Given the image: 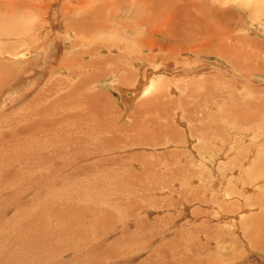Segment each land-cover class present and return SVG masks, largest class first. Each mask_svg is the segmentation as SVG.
I'll use <instances>...</instances> for the list:
<instances>
[{"label":"rangeland","instance_id":"rangeland-1","mask_svg":"<svg viewBox=\"0 0 264 264\" xmlns=\"http://www.w3.org/2000/svg\"><path fill=\"white\" fill-rule=\"evenodd\" d=\"M12 1L0 0V18L9 20ZM92 1L58 0L50 8L41 1L49 13L32 19L18 0L9 26L20 28L29 18L39 33L27 42L28 34L0 39V98L8 96L0 102V264H264L237 237L247 225L229 232L236 244L222 242L234 227L215 214L235 202L222 193L254 194L251 165L264 166V154H255L264 149V19L248 21L258 4ZM190 4L203 20L210 13L205 24L216 19L215 8L226 14L208 38L225 45L224 54L190 56L180 47L188 48L187 41L158 35L173 28L162 20ZM17 42L25 46L14 58ZM8 78L17 91L7 89ZM153 84L164 86L161 97ZM133 87L140 94L124 93ZM234 124L248 130L236 143ZM232 147L244 159L239 167ZM207 224L226 231L220 250L195 228Z\"/></svg>","mask_w":264,"mask_h":264},{"label":"bare ground","instance_id":"bare-ground-1","mask_svg":"<svg viewBox=\"0 0 264 264\" xmlns=\"http://www.w3.org/2000/svg\"><path fill=\"white\" fill-rule=\"evenodd\" d=\"M3 1L4 0H1V2L3 3ZM41 1H46L47 3H46V5H45V7H47V8H50L51 6H53L54 5V3H57L58 2V0H25V2L22 4L26 9H27V13L25 14V17L27 18V16L29 17V18H32V16L33 17H36L35 16V14L36 13H40V12H43L44 11V8L42 7V6H40L38 3L39 2H41ZM87 1V0H86ZM92 1V0H91ZM122 1V0H121ZM125 1V0H124ZM129 1V0H128ZM157 1V0H156ZM237 2H235L234 4L236 5L235 6V8H240L242 5H244V6H248V7H250V5L251 4H253V3H257L258 5L257 6H254L253 8H251L250 9V13L252 14V15H250L249 17H250V19L248 20V21H250L251 22V20L253 21V22H256L258 19H260V18H262V19H264V0H236ZM21 2V1H20ZM71 2V1H70ZM80 2V1H79ZM93 2V1H92ZM117 2H120V1H117ZM117 2H115L116 4H117ZM123 2V1H122ZM133 2V1H132ZM131 2V3H132ZM145 2V1H144ZM172 2V1H171ZM74 3V2H73ZM129 3V2H128ZM135 3V2H134ZM156 3V2H155ZM154 3V4H155ZM71 4V3H70ZM114 4V3H113ZM130 4V3H129ZM158 4V3H157ZM20 5H21V3H20ZM19 5V3H18V0H14V1H12V3H10V6H8L7 7V16H8V21L6 20V19H3V18H0V39H11L12 37H17V36H19V34H21V35H25L26 36V34H28L27 35V39H25L26 41L25 42H27V40L29 39V37H30V39H31V37H32V35L34 34V33H39V30H38V25H36L35 23H30V21H28L29 20V18L28 19H24L23 20V24H25L24 26H22V27H20L19 28V26H18V28H15V26L14 27H11V26H9V24L10 25H14L15 24V22H14V24H13V22H12V20L14 19V13H15V11L14 10H16V7L17 6H20ZM115 5V4H114ZM118 5V4H117ZM123 5V4H122ZM128 5V4H127ZM131 5V4H130ZM135 5V4H134ZM150 5V4H149ZM162 5H164V3H162ZM7 6V5H6ZM165 6H167V4L165 5ZM190 6H191V4L188 6V8L186 9V7L185 8H182L181 6H178L177 7V9H174V12H173V14H174V16H173V14H172V16L170 17V22H165L164 20H162V23L164 24V25H173V28H171V30H165V27H164V30L162 29L161 31L160 30H158V35H160V36H162L163 38L165 37V38H170L171 40L173 39V40H175V41H182V42H185V41H187L186 43H188L187 44V47L188 48H184V47H182L181 45H180V47L183 49L182 51L183 52H185L186 54H190V56H195V53L200 57V55L202 54V52H203V54L205 55V56H209L210 54H211V50L213 51H217L219 54H224V52H225V45L223 46H221L220 48H218V47H215V45L211 42V40L210 39H208L209 37H212V30H211V28H212V26L213 25H215V24H220L221 22H222V20L224 19V17L226 16V14L221 10V9H219V7H218V9H216L215 8V10H214V12H215V14H216V19H213L212 20V25H210V23H207V24H205V20H207V18H208V16H209V14L210 13H208V14H206L205 15V17L206 18H204V20H203V15L202 14H199V13H196L195 11H192L191 9H190ZM225 6V5H224ZM230 6V5H229ZM228 6V7H229ZM23 7V8H24ZM169 7H171V5H169ZM168 7V8H169ZM116 8H117V6H116ZM163 10H164V8L163 7H161ZM262 8H263V10H262ZM161 9V10H162ZM166 9L167 8H165V11L164 12H162L161 11V14L162 13H165V12H167L166 11ZM18 10V9H17ZM149 10H150V8H149ZM169 10V9H168ZM116 11V10H115ZM262 11V12H261ZM47 12V11H46ZM45 11H44V13H46ZM152 12V11H151ZM217 12V13H216ZM47 13H49V12H47ZM172 13V12H171ZM1 14V13H0ZM167 14H168V12H167ZM47 15V14H46ZM1 16V15H0ZM87 16V15H86ZM151 16V15H150ZM46 17V16H45ZM44 16H43V18H45ZM152 17V16H151ZM47 18V17H46ZM103 18H104V16H103ZM102 18V19H103ZM132 18V17H131ZM168 18V17H167ZM171 18H173V23H172V21H171ZM16 19V18H15ZM32 19H34V18H32ZM37 19V18H36ZM88 19V18H87ZM98 19V18H97ZM39 20V19H38ZM47 20V19H46ZM99 20V19H98ZM101 20V19H100ZM107 20V19H106ZM158 20V19H157ZM14 21V20H13ZM20 21H22L21 19H20ZM166 21H168V20H166ZM202 21L204 22V23H202ZM3 22H4V24H3ZM32 22V21H31ZM43 22V21H42ZM139 22V21H138ZM137 22V23H138ZM206 22H209L208 20L206 21ZM9 23V24H8ZM16 23H19V22H16ZM21 23V22H20ZM90 23V25H91V22H89ZM93 23V22H92ZM104 23V22H103ZM140 23V22H139ZM257 23V22H256ZM23 24H20V25H23ZM35 24V25H34ZM159 24H160V21H159ZM203 24V25H202ZM252 24H254V23H252ZM251 24V25H252ZM89 25V26H90ZM93 25V24H92ZM138 25V24H137ZM254 25H256V24H254ZM253 25V27H255ZM16 26H17V24H16ZM40 26V25H39ZM42 26V25H41ZM45 26H47V25H45ZM101 26H103V25H101ZM106 26V25H105ZM141 26V25H140ZM159 26V25H158ZM253 27H250V26H246V29H251V28H253ZM69 28V27H68ZM99 28H100V26H99ZM103 28V27H102ZM112 28V27H111ZM152 28H153V26H152ZM151 28V29H152ZM155 28V27H154ZM159 28V27H158ZM168 28V27H167ZM19 29V30H18ZM111 30V29H110ZM147 30V29H146ZM153 30V29H152ZM38 31V32H37ZM166 31H172V35L170 36L169 34H168V36H166L165 35V32ZM254 31H256V30H254ZM258 31V30H257ZM260 31V30H259ZM19 32V33H18ZM20 32H22V33H20ZM79 32V31H78ZM17 33V34H16ZM154 33V32H153ZM36 35V34H35ZM37 36V35H36ZM189 36H192L193 38H195V43H191L189 40H188V37ZM201 39H200V38ZM19 38V37H18ZM22 38V37H21ZM162 38V39H163ZM15 39V38H14ZM13 40V39H12ZM33 40V39H32ZM35 40V39H34ZM205 40V41H204ZM11 41V40H10ZM23 41H24V39H23ZM43 41V40H42ZM19 42V41H18ZM17 42V43H18ZM14 43V42H13ZM148 43H149V41L148 42H146L145 43V45H148ZM150 44H152L153 45V42L152 41H150ZM3 45V44H2ZM15 45V44H14ZM22 45H24V44H20V43H18V45L16 46V48L14 49V51H16V54L15 53H12V54H14V55H12V57H14V56H16L17 55V53H19V52H23V50H24V48H23V50L21 51V48H22ZM174 45V44H173ZM25 46V45H24ZM144 46V45H143ZM177 46V45H176ZM229 46V45H228ZM11 47V46H10ZM2 48H3V46H2ZM13 48V47H12ZM40 48V47H39ZM6 49V48H5ZM9 49H11V48H9ZM152 49V48H151ZM172 49H173V47H172ZM1 50V49H0ZM2 50H4V49H2ZM8 50V49H7ZM29 50H30V48H29ZM169 51L171 50V49H168ZM6 51V50H5ZM4 51V52H5ZM182 53V52H181ZM2 54V53H1ZM226 54V53H225ZM6 55V54H5ZM20 55H23V54H20ZM184 55V54H183ZM229 56V55H228ZM234 56V55H233ZM17 57V56H16ZM19 57V56H18ZM1 58V57H0ZM15 58V57H14ZM233 58V57H232ZM238 58V57H237ZM23 59H24V57H23ZM75 59L76 58H73L72 59V62H67V65H71L72 63H73V61H75ZM19 60H22V59H19ZM195 60V59H194ZM200 60V59H199ZM227 60H229V59H227ZM234 59H232V61H233ZM0 61H2V59L0 60ZM11 61V60H10ZM16 61H18V59L16 60ZM142 61H144V60H142ZM155 61V60H154ZM166 60H164V62H165ZM231 61V62H232ZM22 62V61H21ZM77 62H78V60H77ZM168 62V61H167ZM209 62V61H208ZM228 62H230V61H228ZM230 62V63H231ZM97 63V62H96ZM219 63V62H218ZM240 63V62H239ZM6 64V63H5ZM19 64V63H18ZM101 65V64H103V62L102 63H98V65ZM163 64V63H162ZM168 64V63H167ZM199 64V63H198ZM197 64V65H198ZM219 64H221V63H219ZM227 64V63H226ZM241 64V63H240ZM247 64V63H246ZM23 65V64H22ZM21 65V66H22ZM98 65H97V67H98ZM104 65V64H103ZM169 65V64H168ZM168 65H166V66H168ZM228 65V64H227ZM0 66H1V62H0ZM220 67H221V65H219ZM218 66V67H219ZM230 66L231 67H235V69L233 68V71H234V74H235V76L237 75L238 76V74L236 73V70H237V66H238V64H237V66L235 65V64H230ZM2 67H3V64H2ZM19 67H20V65H19ZM102 67V66H101ZM196 67V66H195ZM244 67V66H243ZM246 67V66H245ZM245 67H244V69L243 70H245ZM31 68V67H30ZM29 68V69H30ZM102 68H104V67H102ZM222 69L223 68H226V66L225 67H221ZM2 69V68H1ZM4 69V68H3ZM6 69V68H5ZM8 69H10L9 68V66H8ZM21 69V68H20ZM64 70H65V72H66V68H63ZM63 69H59V72H64V70ZM218 69V68H217ZM232 69V68H231ZM230 68H229V70H231ZM247 69V68H246ZM24 70V69H23ZM31 70V69H30ZM227 70V69H226ZM228 70V71H229ZM250 70V69H249ZM249 70H248V73H249ZM3 70H1L0 72H2ZM28 71V70H27ZM233 71H229V72H233ZM5 72V71H4ZM10 72V71H9ZM47 72V71H46ZM228 72V73H229ZM256 72V71H255ZM7 74H8V72H7ZM12 73H10V75H11ZM16 74V73H15ZM25 74V73H24ZM240 74V73H239ZM245 74V73H244ZM247 74V73H246ZM250 74V73H249ZM3 75H4V73H3ZM23 75V74H22ZM22 75H20V76H22ZM233 75V74H232ZM241 75V74H240ZM248 75V74H247ZM6 76V75H5ZM12 76V75H11ZM17 76H18V74H17ZM26 77H27V75H25ZM228 76H229V74H228ZM243 76V75H242ZM10 77V76H9ZM4 78V77H3ZM25 78V77H24ZM240 78V77H239ZM10 78H8V81L7 82H9L8 84H7V89H12L13 87H14V90H16L17 91V88H16V86L17 85H15V82L16 81H13V79L11 80H9ZM21 79V78H20ZM24 81H25V79H23ZM249 80V79H248ZM5 81V80H4ZM245 81V80H244ZM3 83V82H2ZM0 85H1V83H0ZM12 85H14V86H12ZM12 86V87H11ZM153 86L156 88L155 89V92H156V90L158 91L157 92V97H161V96H159V93H160V91L162 90V91H164V86H161V85H158V84H153ZM5 87V86H4ZM11 87V88H10ZM21 87H19L18 89H20ZM2 90V89H1ZM14 90L11 92V93H13L14 92ZM16 91H15V94H16ZM124 93H128V94H130V96H132L133 97V95H134V93L136 92H139V89L137 88V87H133V88H130V90H128V88L127 89H124ZM3 92V91H2ZM10 93V94H11ZM164 93V92H163ZM9 94V95H10ZM14 94V93H13ZM12 94V95H13ZM139 94H140V92H139ZM7 95V94H6ZM5 95V96H6ZM11 95V96H12ZM136 95V94H135ZM10 96V97H11ZM24 96V95H23ZM45 96V95H44ZM139 96V95H138ZM164 96V95H163ZM8 97V96H7ZM7 97H3V98H0V102H6V99H7ZM134 98H135V96H134ZM10 100V99H9ZM9 100H8V102H9ZM11 102H12V100H11ZM1 104V103H0ZM4 105H6V104H4ZM6 107V106H5ZM2 109V108H1ZM0 109V110H1ZM4 109V108H3ZM60 112V111H59ZM45 114V113H44ZM11 116V115H10ZM46 116V115H45ZM12 117V116H11ZM64 118V117H63ZM6 120V119H5ZM4 120V121H5ZM253 121H254V119H253ZM2 122V121H1ZM1 122H0V124H1ZM8 124V123H7ZM4 125V124H3ZM2 126V125H1ZM241 126V125H240ZM252 126V125H251ZM235 128V129H234ZM239 129V130H236V129ZM243 128V127H242ZM245 128V127H244ZM253 128V127H252ZM252 128H251V131H252ZM2 129V128H1ZM241 128L238 126V124H234L233 125V132H234V134L233 135H236L235 137H234V143H236L237 142V139L239 138V134L238 133H242L243 132V134L242 135H245V133H247L246 131H248V130H240ZM5 130V129H4ZM19 130V129H18ZM239 131V132H238ZM237 132V133H236ZM14 134V133H13ZM13 140V139H12ZM203 143H205V142H203ZM204 145V144H203ZM197 146V145H196ZM198 148V147H197ZM205 149H212V147L211 148H209V147H204ZM216 148V147H215ZM214 148V149H215ZM235 149H236V147H232L231 149H230V151L232 152V153H234L235 154V159H234V161H233V163L234 164H236L238 167L240 166V165H243L244 163V159L241 157V154H236V152H235ZM263 149V147H261V150ZM216 150H219V149H216ZM206 151H209V150H206ZM214 151V150H213ZM220 151L222 152L223 151V149H220ZM205 152V151H204ZM260 152V153H259ZM200 152H198V154H199ZM208 153V152H207ZM218 154V153H217ZM256 154V157H257V155L258 156H260L261 154H264V149L262 150V151H260V150H258V152H256L255 153ZM208 155H211V153H208ZM219 155V154H218ZM217 155V156H218ZM225 155H227V154H225ZM253 158V159H255V161H257V158ZM262 160V159H261ZM204 162V161H203ZM202 162V163H203ZM245 166V165H244ZM244 166H241V167H243L244 168ZM254 166V172L251 170V169H249V170H251L252 171V173H254L253 174V178L252 177H250V180H248L247 182H249L251 185H253V191L255 192L254 194H252V195H250V196H246L245 194H243L242 192H236V190L234 189V191H232L231 189V194H223L222 193V195H221V198H224V200L226 201V200H230V199H232V198H234L235 199V202H233L232 204H234V205H237V204H239L240 203V207L237 209V208H235L234 210H233V208H234V206L232 205V204H230L229 206H228V208H227V205H226V208H224V206H223V204H222V206H221V208H224L222 211H219V209H218V213L216 212L215 214L217 215H215L216 217H217V219H219V218H223L224 220L225 219H227L228 220V222H230V223H232L231 225L234 227V230L232 231V230H230V228L229 227H231V226H229L230 225V223H229V230L230 231H228V236L231 238V236H230V234H229V232H232V234H235V235H237L236 234V232H238V230H242L243 229V227H245V225H247V231H248V233H246V232H244V230H243V233H242V235H240L239 233V235L237 236L238 237V239H239V241H241V242H243L245 245H246V247L250 250V252H254L255 254H258V255H260V257L261 258H263L264 259V205H262V204H264V191H262V189L264 188L263 187V183H264V179L261 177V175H264V166H257L256 165V162L254 163V164H252L251 165V167H253ZM236 167V166H235ZM240 167V168H241ZM215 168V167H214ZM247 169V170H248ZM243 171V170H242ZM244 172V171H243ZM248 172H250V171H248ZM242 173V172H241ZM252 173H250V174H252ZM199 174V173H198ZM248 174V173H247ZM247 174H246V177H247ZM261 174V175H260ZM242 175V174H241ZM244 176V175H243ZM243 176H241L242 178H243ZM199 177V176H198ZM240 177V178H241ZM239 178V177H238ZM237 179V178H236ZM202 180H204V179H202ZM239 180V179H238ZM237 180V181H238ZM240 180H242V179H240ZM234 181V180H233ZM233 181H231V182H233ZM236 182V181H235ZM245 182V181H244ZM243 182V183H244ZM239 183H240V181H239ZM242 183V182H241ZM242 183V184H243ZM226 186V185H225ZM245 186V185H244ZM239 187V186H238ZM182 188H183V186H182ZM188 187V185L186 186V187H184L183 188V190L186 192H188L189 191V189H191V188H189ZM218 189V188H217ZM192 191H194V190H192ZM207 191V190H206ZM239 191V190H238ZM176 192V191H175ZM211 192V191H210ZM184 193V192H183ZM190 193H191V191H190ZM247 193H249V190H248V192ZM185 194V193H184ZM187 194V193H186ZM188 195V194H187ZM190 195V194H189ZM193 195V194H192ZM201 195V194H200ZM180 196V195H179ZM185 196V199L188 201V203H190V201H191V198H188V197H186V195H184ZM195 196V195H194ZM199 196V195H198ZM216 196V195H215ZM217 198V197H216ZM219 198V197H218ZM204 200V199H203ZM192 201H195V200H192ZM209 201V200H208ZM207 201V202H208ZM219 201V200H218ZM218 201H216V202H218ZM199 202V201H198ZM183 203V202H182ZM185 203H186V201H185ZM206 203V202H205ZM183 205H184V203H183ZM182 205V206H183ZM202 205V204H201ZM208 206H210V205H212V204H210L209 202H208V204H207ZM221 205V204H220ZM207 206V207H208ZM213 206L214 207H217L215 204H213ZM213 206H211V207H213ZM239 205H237V207H238ZM138 207V206H137ZM211 207H208V208H211ZM218 207H219V205H218ZM236 207V206H235ZM246 207H248L247 209H245ZM205 208V207H204ZM185 209V208H184ZM213 209V208H212ZM216 209V208H215ZM256 209V210H255ZM194 210V209H193ZM199 209H197V211H198ZM240 210V211H239ZM248 211V210H252L255 214H253V212L252 213H250L249 215H246V216H243L244 214H242L243 212H241V211ZM196 211V212H197ZM201 211V210H200ZM212 211V210H211ZM214 211H216V210H214ZM244 211V212H245ZM256 211H258L259 213H256ZM202 212V211H201ZM210 212V211H209ZM181 213V212H180ZM135 214V213H134ZM196 214V213H195ZM204 214V213H203ZM207 214V213H206ZM210 214H212V212L210 213ZM226 214H232L231 216H225ZM126 215V214H125ZM124 215V216H125ZM127 216V215H126ZM192 216H194V211H193V215ZM198 216V215H197ZM200 216H202L201 214H200ZM199 216V217H200ZM212 216V215H211ZM210 216V217H211ZM195 217H196V215H195ZM204 216H202V219H204L205 220V218H203ZM216 217H211V218H209V220H211V219H216ZM221 218V219H222ZM240 219L239 220V222H238V220L237 219ZM136 219V218H135ZM196 219H199V218H196ZM220 219V220H221ZM232 219H236V220H232ZM123 220V222H124V219H122ZM199 221H201V219L199 220ZM217 222L219 221V220H216ZM202 222V221H201ZM209 222V221H208ZM214 222V221H213ZM212 222V223H213ZM227 222V221H226ZM128 224H129V222H127ZM211 223V224H212ZM131 224V223H130ZM200 224V223H199ZM203 224H204V222H203ZM234 224H236V225H234ZM127 225V224H126ZM188 225V224H187ZM205 225V224H204ZM125 226V225H124ZM215 226V225H214ZM220 227H222L221 225H220ZM225 227V226H224ZM227 227V226H226ZM98 228V227H97ZM102 228V227H101ZM195 228H197V232L199 233V234H201V235H204V237H205V240L207 241V243L206 244H209V243H211V240H214V241H216L215 243L217 244V248H219V250H220V247L222 246L221 244V241L223 240V238H224V236H225V234H226V231L225 232H223L222 230H221V228H216V229H214V227L211 225V226H209L208 224H207V226H201V225H197V227H195ZM194 229V228H193ZM225 229V228H224ZM227 229V228H226ZM197 238V237H196ZM242 238L244 239V240H242ZM229 239V238H228ZM237 239V240H238ZM225 240V239H224ZM222 241V242H226V241H230V242H235V244H236V242H237V240L236 239H232L231 238V240H225V241ZM214 243V242H213ZM239 243V242H238ZM215 244V245H216ZM224 244V243H223ZM243 244V245H244ZM210 245V244H209ZM245 245L243 246V249H244V247H245ZM209 248V247H208ZM218 250V249H217ZM57 251V250H56ZM256 252H258V253H256ZM260 253H263V254H260ZM219 254V253H218ZM217 254V255H218ZM222 254V253H221ZM220 254V255H221ZM231 255H233V254H231ZM239 255H240V253H239ZM223 256V255H222ZM219 257H221V256H219ZM218 257V258H219ZM232 258V257H231ZM210 259V258H209ZM162 260H163V258H162ZM214 260V259H213ZM231 260H233V259H231Z\"/></svg>","mask_w":264,"mask_h":264}]
</instances>
